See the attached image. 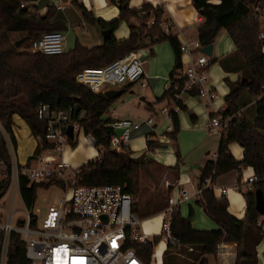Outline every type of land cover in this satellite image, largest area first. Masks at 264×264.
<instances>
[{
	"label": "trees",
	"instance_id": "trees-1",
	"mask_svg": "<svg viewBox=\"0 0 264 264\" xmlns=\"http://www.w3.org/2000/svg\"><path fill=\"white\" fill-rule=\"evenodd\" d=\"M37 1L39 0H0V125L8 134L15 150L16 140L12 131L15 115L27 123L34 137H40L33 157L29 158L31 162L42 151L52 147L42 110L52 113L68 110L71 119L80 124L84 135L90 134L93 137L94 147L101 152L99 159L80 167L78 185L122 186L125 192L135 198L139 193L140 171L147 162L143 158H131L128 148L116 152L110 147L114 130L106 125L110 119L103 116L116 97L108 99L103 93H93L89 88L76 83L74 77L83 68H99L141 47L151 48L156 43L167 41L175 55V64L169 74V78L173 79L180 67L181 53L177 36L164 31L161 23L163 10L160 7L154 9L151 4L144 3L139 8H131L130 0H107L118 7L119 13L116 19L104 22L91 17L77 0H71L83 18L95 23L100 30H110V37L103 44L92 47L76 42L71 49L60 55L20 51L22 43L28 41L30 46V41L41 34L64 29L63 25L52 22L56 7L49 4L41 13L35 6ZM192 1L203 19L197 26L198 40L202 46L212 44L220 30L227 31L235 45V51L216 61L225 71L239 72L246 79L243 85L238 82L229 83L230 90L225 97L226 110L223 114L231 115L237 111L239 94L245 88L250 94L260 97L253 122L233 120L229 123L221 137L216 160L206 161L202 169L199 186L208 176L214 181L219 175L233 170L240 171L247 166L253 168L257 180L252 183L250 190L243 191L246 210L241 220L227 212L228 202L224 197L217 199L208 188L202 191L197 203L219 225L218 230H196L190 222L191 210L183 218L176 209L172 214L170 231L178 244L172 246L167 243L162 254V264H178V253L187 257L188 264H208L205 255H215L217 246L221 243L236 244L235 264H256V246L263 237L262 228L257 225L260 215L255 208V191H261L264 198V136L261 134L264 130V40L259 38L261 23L253 15L255 6L264 10V0H218V4L211 3L212 0ZM22 3L26 5L21 7ZM131 19H135L137 24H131ZM121 21L129 23V37L116 40L112 33ZM12 32L24 34V41L18 47L14 45L17 40L11 38ZM128 87L129 85L124 84L121 89L125 91ZM172 94L173 87L166 88L159 101L165 100L170 104ZM76 106L79 107L77 114ZM178 107L184 109L180 101ZM170 116L172 131L166 135L175 140L179 122L175 112ZM69 142L75 145L74 139ZM231 142H236L243 148L241 160H236L229 154L227 146ZM147 145L152 149L155 142L147 141ZM0 159L7 166L10 165L1 131ZM239 184H242L241 180ZM50 186L51 183L29 184L26 177L20 175L19 195L24 207L31 210L37 190ZM7 187L8 179L5 178L0 181V199ZM134 210L139 214L137 202ZM2 239L0 230V252ZM161 240L162 236L158 235L145 244H130L129 248H133L146 264H150L153 248ZM25 252V243L20 234L12 232L8 239L6 264H31Z\"/></svg>",
	"mask_w": 264,
	"mask_h": 264
},
{
	"label": "built area",
	"instance_id": "built-area-1",
	"mask_svg": "<svg viewBox=\"0 0 264 264\" xmlns=\"http://www.w3.org/2000/svg\"><path fill=\"white\" fill-rule=\"evenodd\" d=\"M26 4L22 3L21 7ZM261 23L259 38L264 40V10L254 7V15ZM203 48L199 40L183 41L179 44L182 56L190 57L187 63L180 59V67L176 70L173 79L168 77L167 88L173 87L172 99L169 107L162 112L170 118V114L177 112L178 101L183 95H192L205 98L210 104L216 98L208 79L209 63L200 57L194 62L191 57ZM30 52H40L44 55H60L66 51L65 36L60 31H49L30 41ZM76 83L89 88L93 93H104L107 89L117 88L124 84H135L143 88L147 83L143 61L138 51H132L111 63L99 68H83L74 77ZM46 118V130L52 151H60L69 141L65 130L68 125L73 126V132L80 130V124L73 121L68 110L48 112L42 110ZM233 114L218 113L210 120L211 129H221L223 132L231 121ZM108 127L121 129L120 135L115 134L110 139V147L116 152L129 148L134 135L148 127L150 132L145 135L151 141L157 129L153 127V119L142 122L131 119L114 118ZM0 131L5 140L9 154L10 165L0 159V181L8 179L11 190L19 191L20 175L26 177L29 184H48L59 187L64 196L57 203L47 206L44 210L33 206L31 210H23V216L13 225L15 212L12 207L6 214V221L0 224L3 234L0 263H6V247L12 232L20 234L25 243L26 257L31 264H146L130 244H145L152 241V236L145 232L143 219L135 212L134 196L123 190L122 186L78 185L80 168H72L69 164L47 157L43 151L31 162L18 164L14 146L0 125ZM172 131V127H168ZM40 141V137H36ZM87 141L95 144L93 137L86 135ZM101 152H99L100 157ZM99 157L97 159H99ZM257 180L250 176L245 186ZM212 189V177L203 179L202 185L197 188L195 196L198 198L205 189ZM226 189L222 190L225 194ZM193 197L187 190H179L167 198L166 207L161 213L160 235L166 245L172 246L178 242L171 236L172 214L178 206ZM13 202H10L12 206ZM260 224V220H257ZM191 251V248L188 249ZM152 258V255H151ZM150 264L151 261H150Z\"/></svg>",
	"mask_w": 264,
	"mask_h": 264
},
{
	"label": "crops",
	"instance_id": "crops-1",
	"mask_svg": "<svg viewBox=\"0 0 264 264\" xmlns=\"http://www.w3.org/2000/svg\"><path fill=\"white\" fill-rule=\"evenodd\" d=\"M77 1L95 19L110 22L118 17V7L108 3L107 0ZM210 2L213 4L219 3L218 0ZM144 3L151 4L154 9L162 8V27L165 32L176 35L179 44L183 41L198 40L197 26L203 19L193 6L192 0H130L129 6L139 8ZM49 4L56 7L52 22L64 26V29L60 32H73L75 43L79 42L86 47L103 44L105 41L102 36L103 30H100L95 23L83 18L79 10L71 3V0H39L35 3V6L43 13ZM130 23L137 24V21L131 19ZM151 23L149 22V24ZM129 33V23L121 21L112 35L116 40H124L128 39ZM212 46L210 56L205 55L201 49L195 52L191 59L196 62L198 58L203 57L208 63L210 62L207 74L210 77V86L213 92L216 93V98L210 104L205 98L192 95L181 97L180 102L184 105V109H178L175 112L179 122V131L175 140L166 135V133L171 132L168 131V127H172L171 116L167 118L162 112L163 108L169 107L170 104L165 100L159 101L167 88L166 81L175 64L173 49L167 41L156 43L151 48L141 47L137 50L141 58H145L143 66L147 76L146 86L141 88L135 84H126L129 85L128 89L123 90L121 95L116 97L106 115L103 116V118H109L110 121L114 118L131 119L136 122H142L148 118L153 119V127L157 129L156 134L152 137L155 147L148 148L145 135L150 130L148 127H143L141 132L134 135L129 143L130 157L134 159L143 158L145 162H151L161 171L160 173L153 172L152 183L155 185L159 178L162 191L166 190L168 197L176 194L181 189L189 191L193 197L178 206L177 209L183 218H186L191 210L190 222L192 227L196 230L205 231L218 230L220 227L197 203L195 193L199 188L201 172L206 161L216 160L221 137L224 133L219 128L211 129L209 123L212 118L211 115L225 112V97L230 90L229 83L236 84L238 82L241 84V78H243L239 72L225 71L221 64L216 61L233 54L235 51V45L227 31L220 30ZM262 52L264 54V47ZM180 59L187 63L190 57L180 55ZM111 89H121V86ZM259 99L260 97L250 94L247 88L243 89L237 100V111L233 114L235 120L253 122L256 117V104ZM15 116L18 119L14 120L13 117L12 131L16 145L18 139L23 144V148H21L22 157L24 163H28L29 158L34 155L38 141L31 134L27 123L18 115ZM261 134L264 136V130L261 131ZM227 148L234 159L241 160L243 158L244 150L238 143L231 142ZM69 160L70 163L77 164L84 162L82 156L76 158L70 156ZM34 166H39V164L35 163ZM253 175V168L247 166L242 167L240 171L233 170L219 175L212 181L213 188L211 190L214 196L217 199L224 197L228 202L227 212L238 220L243 219L246 210L243 191L250 190L252 185L248 188L245 186V182L248 177ZM239 180L242 181L241 185ZM224 189H226L225 194L222 193ZM2 198L3 196L0 201ZM153 216H157V214ZM143 220H146V218ZM258 220L261 223H257V225L261 226L263 237L256 246V264H264V216H260ZM149 229L152 231L153 226ZM205 257L208 264H235L236 244L221 243L217 246L215 255H205ZM195 264H198V262Z\"/></svg>",
	"mask_w": 264,
	"mask_h": 264
},
{
	"label": "rangeland",
	"instance_id": "rangeland-1",
	"mask_svg": "<svg viewBox=\"0 0 264 264\" xmlns=\"http://www.w3.org/2000/svg\"><path fill=\"white\" fill-rule=\"evenodd\" d=\"M64 33L63 34L65 36V48L66 50H69L74 46V43H75L74 34L73 32H69V31L64 32ZM23 36L24 34L22 33H16V32L11 33V38L13 40H20L24 38ZM15 42L16 41H14V43ZM19 50L29 51V42L27 41V42L22 43L19 46ZM208 79L211 84L210 77ZM15 119H18V118L14 116V120ZM74 142H75L74 146L68 141L64 145L62 150L52 151L51 149H47L43 151V154L47 157H52L58 161H61L62 159L63 162L69 164V166H71L72 168H80L87 162L96 160V158L98 157V148L94 147V145H91L87 141L86 135H84L81 129L75 130ZM16 146H17V152L15 150V153L17 156L16 157L17 162L18 164H23L24 160L22 157V149H21L23 148V144L21 143L19 139H18ZM70 156L71 157L74 156L75 158L77 156H80V157L82 156L84 159V162L79 163V164L70 163L69 162ZM35 163L36 162H30V164L33 166L35 165ZM153 172L160 173L161 171L158 168H156L155 165H153L151 162H147L144 165V168L140 171L139 193L134 198L135 203L137 202L139 216L141 217V219L146 218V220H143V227L152 236V240L155 238V236L160 235L159 224L161 220V213L166 207V202L168 198L167 191L166 190L162 191V186L159 182L160 181L159 178L157 182L155 183V185H153L152 183ZM8 186H9V182H8ZM8 189L9 188H7L6 192L3 195L2 200L0 201V224L6 221V214L7 212H9L10 207H12V211L15 212L14 219H13V225H18L16 220L23 216V210H25V207L19 195L18 186L17 188H14V190L13 189L8 190ZM63 196H64L63 191L57 186H50L47 189L40 188L37 190V197H36L34 205L44 210L47 206L57 203L58 200L62 198ZM10 202H13L12 206ZM156 214L157 216H153ZM152 226H153V229L152 231H150L149 228ZM164 247H165L164 242L160 241L153 248V254L151 258L152 264H161L162 252L164 250ZM1 248H2V242H1ZM6 254H7V247H6ZM177 256L178 258H180L178 259V264H188L189 263V260L187 259V257L182 255L181 253H178ZM6 258H7V255H6Z\"/></svg>",
	"mask_w": 264,
	"mask_h": 264
},
{
	"label": "water",
	"instance_id": "water-1",
	"mask_svg": "<svg viewBox=\"0 0 264 264\" xmlns=\"http://www.w3.org/2000/svg\"><path fill=\"white\" fill-rule=\"evenodd\" d=\"M111 35V31L110 30H103L102 31V36L104 39H108ZM24 41V38L17 40L14 45L16 47H18L22 42ZM212 44L204 46L202 48V52L207 55L210 56L212 54ZM145 58H141V60L143 61ZM246 82V79L243 77L241 78V84L243 85ZM123 92L122 89H111V90H107L105 91L103 94L105 97H107L108 99H112L115 97H119L121 95V93ZM79 110V107L76 106L75 107V113L77 114ZM122 132L121 129H115L114 130V134L116 136L120 135V133ZM66 135L68 136V138L70 140L74 139V132H73V126L72 125H68L66 130H65ZM255 208L257 210V212L259 213L260 216H264V198L263 195L261 193V191L256 190L255 191Z\"/></svg>",
	"mask_w": 264,
	"mask_h": 264
},
{
	"label": "bare ground",
	"instance_id": "bare-ground-1",
	"mask_svg": "<svg viewBox=\"0 0 264 264\" xmlns=\"http://www.w3.org/2000/svg\"><path fill=\"white\" fill-rule=\"evenodd\" d=\"M145 230V229H144ZM146 233H148L146 230H145ZM149 234V233H148Z\"/></svg>",
	"mask_w": 264,
	"mask_h": 264
}]
</instances>
